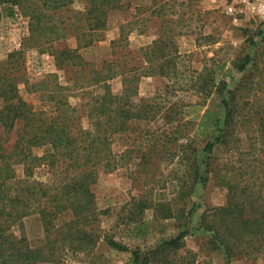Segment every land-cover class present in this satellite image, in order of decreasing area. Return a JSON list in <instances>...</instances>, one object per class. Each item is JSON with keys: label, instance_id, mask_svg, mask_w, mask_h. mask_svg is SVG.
<instances>
[{"label": "trees", "instance_id": "obj_1", "mask_svg": "<svg viewBox=\"0 0 264 264\" xmlns=\"http://www.w3.org/2000/svg\"><path fill=\"white\" fill-rule=\"evenodd\" d=\"M74 3L75 0H0V15L3 7H9L20 9L28 18L30 47L52 55L56 68L71 74L66 85L59 82L58 75H52L28 86L30 93H38L42 101L52 104V111H48L36 109L20 94V52L0 64V264H70L83 259L87 264H97L95 250L101 243L110 250L131 253V264H196V255L186 249L185 238L194 228L200 203H194L188 211L184 207L173 211L171 203L165 204L166 218L179 217L182 230L175 238L145 252L122 242L114 233L102 234L96 225L100 211L92 186L101 171H115L133 152L128 149L115 153L114 138L129 130L135 121L154 124L158 130V118L171 128L153 135L155 143L144 154L145 161L159 146L171 151L178 145L172 160L180 153L190 155L188 172L180 185L181 201L192 199L195 188L206 187L212 176L227 192L226 205L204 210L197 229L211 234V249L223 250L229 261L239 255L264 261V169L227 164L218 169L215 155L218 148L232 143L236 146L240 141L236 139L237 130L250 123L255 129L250 139L264 147V110L258 106L250 112L242 103L248 91L246 74L249 66L255 65L252 53L236 59L228 69L223 65L220 73L204 69L192 83V88L205 97L195 117L194 132L202 139L197 149L179 129L184 114L175 104L163 111L164 107L154 102L157 97L135 99L142 77L170 80L179 75L180 54L175 39L180 34L167 28L164 5L155 12L162 23L160 37L143 48L140 56L134 55L136 61L128 65L112 59L97 66L81 51L99 41L108 27L110 12L123 9V2L88 0L84 10H74ZM129 25L121 26L120 39L112 43L113 49H127L123 31L130 30ZM70 39L76 46L63 47L62 43ZM117 77L123 79L122 95L112 91L111 81ZM73 91L86 96L87 102L72 104L69 98ZM212 94L215 97L209 103L207 99ZM148 130L152 134L151 126ZM36 150L44 152L38 155ZM256 160L264 165L263 160ZM42 167L58 169L57 178L37 179L35 172ZM20 168L22 174L18 173ZM32 214L41 216L46 233L45 244L37 248L30 245L24 230V219ZM59 219L62 221L57 225Z\"/></svg>", "mask_w": 264, "mask_h": 264}, {"label": "rangeland", "instance_id": "obj_2", "mask_svg": "<svg viewBox=\"0 0 264 264\" xmlns=\"http://www.w3.org/2000/svg\"><path fill=\"white\" fill-rule=\"evenodd\" d=\"M87 2L88 0H75L72 8L84 10ZM122 2L123 9L110 12L108 27L99 41L93 47L83 49L81 54L97 66L112 59L130 65L137 60L134 55L140 56L143 48L159 39L162 23L156 11L160 5H164L167 28L171 33L177 31L180 34L175 39L180 54L179 75L170 80L160 76L142 77L137 86L135 99L140 101L157 97L154 102L164 107L163 111L174 107L175 104L184 114V119L179 122V129L186 135V141L195 148L200 149L202 146V139L197 137L194 131L195 117L205 97L191 85L198 73L204 69L207 72L220 73L223 65L228 69L236 59L248 52L252 53L255 65L249 66L246 74L249 76L248 91L244 92L245 99L242 103H246L245 108L247 111L251 109L250 112L256 111L258 106L261 111L264 110V0H162V2L122 0ZM128 23L130 30L123 31V35L127 37V49H113L112 43L120 39L121 26ZM29 34V20L20 9L3 7L0 15V64H5L11 54L20 52L19 76L22 77L19 82L20 94L36 109L52 111V104L42 101L40 94L30 93L28 86L31 87L52 75H58L59 82L66 85L71 74L59 71L52 55L30 47L27 43ZM62 46L74 48L76 42L70 39L63 42ZM125 51L131 54L126 55ZM52 81L51 78L49 82ZM111 86L115 95L123 94L122 77L111 81ZM214 97L212 94L207 102L210 103ZM69 101L74 105H82L87 102V97L78 96V92L73 91ZM163 121L158 118V130L154 124L132 122L129 130L114 138L115 153L121 154L128 149H132L133 152L124 158L122 166L115 171L110 173L101 171L97 182L92 186L100 211L99 223L96 225L101 233H114L122 242L143 252L149 251L158 244L175 238L182 230L178 225V216L177 219L166 218L168 212L165 204L171 203L173 211L181 207L188 211L194 203H200L202 208L196 217L194 228L185 238L186 249L196 255V264H264V261H254L244 255L229 261L223 250L211 249L209 245L211 234L197 229V221L204 210L226 205L227 192L212 176L206 187L195 188L192 199L186 197L181 201L180 185L184 173L188 172L190 155L180 153L172 160L171 155L175 153L178 145L171 151H164L159 146L151 157L146 156L145 161L144 154L152 150L155 143L151 140L153 135L171 128L169 124L164 125ZM150 126L152 134L148 133ZM239 129L236 132V139L240 141L236 146L232 143L229 147L218 148L215 151L218 169L225 168L226 164L236 168L248 165L251 169L254 166L264 169V165L260 166L256 160L264 161L262 150L264 147L262 148L258 141L250 139L255 136L252 124H245ZM11 143L12 140L9 142L10 146ZM35 152L42 155L44 150ZM247 152L251 155L245 154ZM58 171L55 168L42 167L36 170L35 177L42 181L49 179L53 181L57 178ZM18 173L22 174L21 168L18 169ZM61 221L57 220V225ZM184 221L185 219L181 223ZM24 228L32 247L37 248L45 244L46 233L39 214L26 217ZM95 254L98 255L95 261L97 264H131V253L110 250L103 243L95 250ZM85 261L86 259L72 260L70 264H87Z\"/></svg>", "mask_w": 264, "mask_h": 264}]
</instances>
